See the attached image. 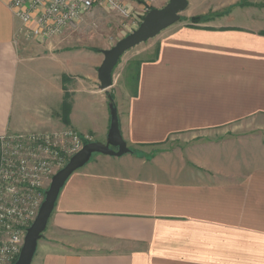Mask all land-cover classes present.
<instances>
[{
  "label": "crops",
  "instance_id": "0c3cea01",
  "mask_svg": "<svg viewBox=\"0 0 264 264\" xmlns=\"http://www.w3.org/2000/svg\"><path fill=\"white\" fill-rule=\"evenodd\" d=\"M10 1L0 140L73 131L104 145L113 95L119 133L139 152L96 154L69 176L31 264H264V0H186L179 22L123 54L106 90L92 34L22 42ZM122 3L136 21L145 11Z\"/></svg>",
  "mask_w": 264,
  "mask_h": 264
},
{
  "label": "built area",
  "instance_id": "2783aa9c",
  "mask_svg": "<svg viewBox=\"0 0 264 264\" xmlns=\"http://www.w3.org/2000/svg\"><path fill=\"white\" fill-rule=\"evenodd\" d=\"M95 7L128 20L131 28L136 24L122 0H11L8 4L19 23L16 38L22 42L59 37L74 29ZM87 141L91 138L73 131L1 138L0 264H14L20 254L26 231L42 203L35 199L34 192L72 157L62 153L73 155Z\"/></svg>",
  "mask_w": 264,
  "mask_h": 264
},
{
  "label": "water",
  "instance_id": "95a60500",
  "mask_svg": "<svg viewBox=\"0 0 264 264\" xmlns=\"http://www.w3.org/2000/svg\"><path fill=\"white\" fill-rule=\"evenodd\" d=\"M186 8V0H168L163 8L149 10L134 31L117 41L112 48L102 51L103 60L97 69L99 89L106 90L111 87L114 69L124 53L179 22L180 15ZM191 22L193 24L198 23L199 18H192ZM109 110L110 123L106 144L102 145L95 142L85 144L75 155L69 158L62 169L53 175L38 213L26 231L20 254L14 264H31L37 242L46 228L59 191L72 173L82 168L92 155L121 157L131 153L119 133L116 107L110 104Z\"/></svg>",
  "mask_w": 264,
  "mask_h": 264
},
{
  "label": "rangeland",
  "instance_id": "374dc122",
  "mask_svg": "<svg viewBox=\"0 0 264 264\" xmlns=\"http://www.w3.org/2000/svg\"><path fill=\"white\" fill-rule=\"evenodd\" d=\"M131 1H135L139 5H140L139 2L143 3V6L145 8L144 10L153 9L152 6L155 5V0L151 3H148L147 1L145 2L143 0L142 1L141 0H131ZM109 13H108V11L102 10V9L97 11L95 14V16H96V18H95L96 22L94 24L95 27L92 28L91 30H89L87 33H85L86 30L80 29V26H82V24L84 23V21L86 19V16H84L78 22L77 26L71 30V32L68 31L66 33V35L68 37V42H70V43H67V45L75 46L76 43H74L73 40L77 39V41H78L79 39H82V38L88 40L90 37V34H92L93 37H92V39L90 37L91 42L89 41V43H92L93 46H95L99 49L108 50V49L112 48L116 44L117 41H119L120 39H122L123 37H125L126 35L131 33L132 31H134L138 27L139 23L142 21V17H144V15L146 14V12L144 11L142 16H137V21L135 20L136 24H134L133 28H131L129 26L128 20H124V19L116 16L115 14H112V13L109 14ZM180 17H181V15H180ZM120 70H121V68L116 67L114 73H118V71H120ZM130 72H133V66H132V69ZM52 134H55V133H52ZM56 141L58 143H60L59 139H56ZM85 143H87V144L92 143V141H87ZM65 146H67V145H65ZM174 146L178 147L179 142L178 141L165 142L163 144V146H160V148L165 150L167 148L174 147ZM58 150H59V148H58ZM63 150L65 151L64 148H63ZM135 151H137V150H135ZM158 151L161 152L160 149H158ZM61 153H62V151H61ZM76 153H74L73 155H75ZM62 154L64 156L65 155L73 156V155H68L69 153H62ZM40 155L44 156L43 153H40ZM92 156H95V155H92ZM59 170H57L54 174H56ZM50 181H51V179H46L45 182L42 184L41 188L40 189L38 188V190H36L34 192L35 197H36L35 199L38 200L39 203L43 202L44 197H45V192L48 190ZM41 237H42V235H41Z\"/></svg>",
  "mask_w": 264,
  "mask_h": 264
},
{
  "label": "trees",
  "instance_id": "16d2710c",
  "mask_svg": "<svg viewBox=\"0 0 264 264\" xmlns=\"http://www.w3.org/2000/svg\"><path fill=\"white\" fill-rule=\"evenodd\" d=\"M139 3H141V2H139ZM241 6H243V4H241ZM149 10H151V9H149ZM142 19H143V17H142ZM206 19H209V18H206ZM130 67L132 68V66H130ZM134 67L137 68L135 64H133V68ZM135 68H134V72H135ZM129 71H131V70H129ZM109 101H110V104H113L115 106L113 95H109ZM85 144H87V143H85ZM130 152H131V154H134V155H138L139 154V152L135 151V150H130Z\"/></svg>",
  "mask_w": 264,
  "mask_h": 264
}]
</instances>
